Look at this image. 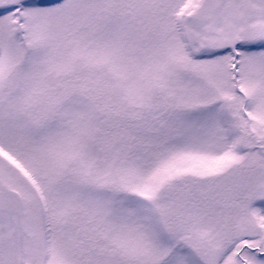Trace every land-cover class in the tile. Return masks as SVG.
Instances as JSON below:
<instances>
[{
  "label": "snow or ice",
  "instance_id": "obj_1",
  "mask_svg": "<svg viewBox=\"0 0 264 264\" xmlns=\"http://www.w3.org/2000/svg\"><path fill=\"white\" fill-rule=\"evenodd\" d=\"M0 264H264V0H0Z\"/></svg>",
  "mask_w": 264,
  "mask_h": 264
},
{
  "label": "rangeland",
  "instance_id": "obj_2",
  "mask_svg": "<svg viewBox=\"0 0 264 264\" xmlns=\"http://www.w3.org/2000/svg\"><path fill=\"white\" fill-rule=\"evenodd\" d=\"M260 202L257 201V202H254V206H259Z\"/></svg>",
  "mask_w": 264,
  "mask_h": 264
}]
</instances>
